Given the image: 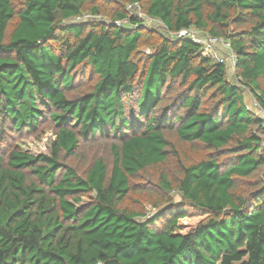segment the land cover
<instances>
[{
  "label": "trees",
  "instance_id": "1",
  "mask_svg": "<svg viewBox=\"0 0 264 264\" xmlns=\"http://www.w3.org/2000/svg\"><path fill=\"white\" fill-rule=\"evenodd\" d=\"M191 26L229 43L234 80L173 34ZM263 80L264 0H0V264H264ZM45 124L49 153L13 137ZM96 140L110 165L68 161ZM170 159L155 184L184 203L126 206Z\"/></svg>",
  "mask_w": 264,
  "mask_h": 264
},
{
  "label": "rangeland",
  "instance_id": "2",
  "mask_svg": "<svg viewBox=\"0 0 264 264\" xmlns=\"http://www.w3.org/2000/svg\"><path fill=\"white\" fill-rule=\"evenodd\" d=\"M128 5L127 7L129 8L130 12H137L139 15L143 17L144 25L154 28L155 30L161 28V32L164 31V29L162 28V25L160 24V21L153 20V19L148 18L147 16H144V13L141 11L139 7L133 9L132 7ZM143 51L149 52V49L145 47ZM215 51L217 54H220V55H224L227 52L226 49H223L222 46H219V47L217 46L215 48ZM230 69L231 71H229V74H228L229 79L234 80L233 79L234 78L233 69L231 67ZM262 83L264 84V80L262 81ZM86 84H89V82H86ZM244 96H245V101L248 104V106L252 108L255 112L259 113V107L256 104L254 97L250 94L249 89L244 88ZM13 137L16 138L17 140H20L18 144L24 151L30 152L35 155L40 154V153H49V144L55 139L54 128H52L51 125H47V124L42 126L36 135L32 136V135H28L27 133H24L22 135L16 134ZM167 140L171 143V145L177 146L178 149L180 148L184 152V154L188 156V158L196 157L195 156L196 149L190 148L184 143L179 144L175 136L167 134ZM108 143L109 142H107L106 140H96L90 143H82L80 147L78 148L76 158H68V161L72 162V164L75 167L79 168L80 170H83V168L86 165H88V163L92 162L94 158L100 156L106 161L108 165H110L111 154L109 152ZM0 149H3V146H0ZM172 162L173 160L170 159V161L166 163L165 165H158L156 166V168L149 167L145 169L143 172L138 173L136 175V179L131 178L130 182L132 184V192L129 194L131 199L125 202L127 204L126 206L130 207V206L136 205L138 208H141L143 212H145V218H148V217H151L154 213H157L158 211H160L162 208L165 207L164 209H166L167 206L171 204H172L171 208H174L175 207L173 206L174 203H177V205H181L182 203H184L182 198L178 194H176L174 191H171L169 193H162L155 184V182L158 180L160 172L163 169L167 170L170 174H173V171L171 170L172 167L170 166ZM139 187H143L149 190L143 191L140 194L138 191ZM154 190L155 192H159V194H163L166 200L171 199L170 202L168 201H166L165 203L160 202L157 205L151 204L150 201H148L147 199L146 193H152ZM133 199H136L137 203H135ZM83 201L85 202L87 201V199L83 198Z\"/></svg>",
  "mask_w": 264,
  "mask_h": 264
},
{
  "label": "built area",
  "instance_id": "3",
  "mask_svg": "<svg viewBox=\"0 0 264 264\" xmlns=\"http://www.w3.org/2000/svg\"><path fill=\"white\" fill-rule=\"evenodd\" d=\"M128 6L135 9L138 7V2H134L133 4H129ZM127 9L129 10L128 7ZM86 17L87 15L83 16V18H86ZM122 22H125V21L123 20ZM116 24H119V21H116ZM173 34H175L177 37L186 36V37L191 38L195 43L201 45V51L203 54L213 55L217 58L218 61L224 62V63L226 62V64H228L232 69H234L235 61H236L235 53L230 48L229 43L222 37H217V36L207 35V34L202 35L200 31L197 30L194 26L183 28L179 30L177 33H173ZM217 46L218 47L222 46L223 49H226L227 52L224 55L217 54L215 51V48ZM259 113L261 116H263V112L261 111L260 108H259Z\"/></svg>",
  "mask_w": 264,
  "mask_h": 264
}]
</instances>
